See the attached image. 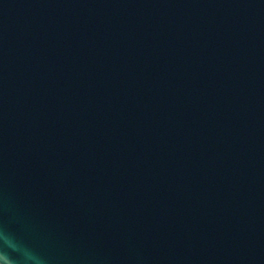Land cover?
Returning <instances> with one entry per match:
<instances>
[{
    "label": "water",
    "instance_id": "1",
    "mask_svg": "<svg viewBox=\"0 0 264 264\" xmlns=\"http://www.w3.org/2000/svg\"><path fill=\"white\" fill-rule=\"evenodd\" d=\"M0 232L264 264V0H0Z\"/></svg>",
    "mask_w": 264,
    "mask_h": 264
},
{
    "label": "clouds",
    "instance_id": "2",
    "mask_svg": "<svg viewBox=\"0 0 264 264\" xmlns=\"http://www.w3.org/2000/svg\"><path fill=\"white\" fill-rule=\"evenodd\" d=\"M5 248L8 250L5 251ZM0 264H41V258L32 250L16 243L6 233L0 232Z\"/></svg>",
    "mask_w": 264,
    "mask_h": 264
}]
</instances>
